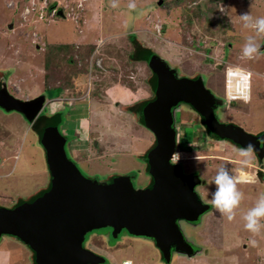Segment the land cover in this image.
I'll list each match as a JSON object with an SVG mask.
<instances>
[{
	"label": "rangeland",
	"instance_id": "1",
	"mask_svg": "<svg viewBox=\"0 0 264 264\" xmlns=\"http://www.w3.org/2000/svg\"><path fill=\"white\" fill-rule=\"evenodd\" d=\"M10 1L0 0V75L12 70L8 80L12 96L30 99L44 90L46 102L39 115L63 113L60 132L68 138L67 154L85 176L104 183L108 176L137 174L136 188L148 184L150 176L142 168L144 151L143 156L139 152L153 135L136 124L132 112L141 100L138 96L149 92L151 70L145 56L152 53L178 75L202 78L206 89L224 100L225 65L252 69L260 76L252 83L250 99L225 100L216 113L221 122L235 123L253 134L264 132V45L258 58L242 57L245 38L251 33L239 16L248 12L264 17V0H161L160 4V0H135V10L128 8L130 0H118L117 8L110 6V0H85L77 22L72 17H51L37 0H12V5ZM57 1L63 8L68 4ZM130 35L135 39L130 41ZM47 50L53 56L49 62ZM119 87L127 91L125 97ZM172 111L180 134L179 164L185 174L196 170L206 180L200 197L208 203L215 191L209 182L221 165L226 163L231 174L238 175L240 165L223 160H241L240 149L229 141L209 138L194 112L185 107ZM29 127L19 113L0 110V206L14 207L18 197L26 199L50 183L44 149ZM197 155L207 157L191 162ZM257 160L252 155V167L246 166L251 175L260 165L264 169V158L262 163ZM237 187L244 198L232 221L212 207L196 226L179 223L185 238L194 240L199 251L190 257L176 255L170 264H264V233L253 235L242 219L264 192V180H241ZM88 237L85 246L104 251L105 264H122V260L164 264L146 238L127 232L115 237L109 227ZM94 238L101 244L92 242ZM17 245L24 251L14 248ZM30 253L17 239L3 236L0 240V264H9L7 256L26 264Z\"/></svg>",
	"mask_w": 264,
	"mask_h": 264
},
{
	"label": "water",
	"instance_id": "2",
	"mask_svg": "<svg viewBox=\"0 0 264 264\" xmlns=\"http://www.w3.org/2000/svg\"><path fill=\"white\" fill-rule=\"evenodd\" d=\"M11 73L7 69L0 75V110L19 113L31 122L45 105L46 95L12 96L7 88ZM159 83L142 124L154 138L145 187H135L137 174L108 176L104 183L85 176L67 154L68 138L60 132L62 119L54 118L38 137L50 183L17 206H0V240L9 236L23 243L34 255L33 264H105L106 259L85 243L87 235L107 227L115 237L123 231L146 238L164 264L176 255L196 254L199 247L185 238L179 223L196 226L212 206L202 201L197 190L199 175L185 174L179 163L171 165L172 110L180 106L197 114L209 138L229 141L239 149L251 143L259 163L264 158V132L253 134L235 123L221 122L216 109L224 100L206 89L202 78L178 75L169 68Z\"/></svg>",
	"mask_w": 264,
	"mask_h": 264
},
{
	"label": "clouds",
	"instance_id": "3",
	"mask_svg": "<svg viewBox=\"0 0 264 264\" xmlns=\"http://www.w3.org/2000/svg\"><path fill=\"white\" fill-rule=\"evenodd\" d=\"M29 1H33V0H29ZM67 1L68 4L65 6V8L61 7L57 0H50L49 2H47V0H37V4L42 6L43 7L42 9L51 12L50 14L51 17H54L56 15L63 17L64 19L68 17H72L74 21L77 22V20L79 19V14L83 9V3L85 0H67ZM9 3L12 5L15 2L11 0ZM9 3L7 4V7L9 6ZM110 6L112 8H117L119 6L118 0H110ZM136 7L137 5L135 3V0H130L128 4V8L130 10H135ZM223 10H224L223 8L220 9L221 12H223ZM239 16L243 27L249 30V32L251 33L245 38V43L242 48V57L248 60L256 59L261 55V47L262 45H264L260 43V41L264 40V17H253L248 12L243 13ZM226 66L227 65H225L224 68L225 72H226ZM249 70L253 72V80L250 84L248 94L240 96L239 97L240 99L237 100H244L245 102H247L250 99V91H251L252 83L255 80V78H259L260 76L252 69ZM250 75L251 74L249 73L248 75L244 76L243 79L247 80L250 77ZM7 88H8V83H7ZM225 100H227V88H226ZM225 100H224V104H225ZM176 143L179 144L180 140H177ZM190 146L193 145L190 144ZM254 151H255L254 146L251 143H249L246 147L239 150L238 154L240 157H242L240 161L242 166H247L251 162V157ZM180 159H181V154L178 152H174L171 156V165L178 164ZM195 160L197 161V163L201 161L200 158L197 156H195ZM262 168L263 165L259 166V168L256 170L261 172V174L264 177V172H262ZM240 175L241 173L238 174L236 177L233 176L225 163L217 169L216 175L209 182L210 185L213 184L215 185V191L211 192L210 194L211 200L209 201V203L217 212L225 216L228 221H232L235 218L236 210L240 207L241 202L244 198V193L240 191L237 187V185L241 182L240 180H238V178L243 177ZM242 219L245 222L244 228L253 235H261L262 233H264V192H261L259 194L258 199L256 200L254 206L249 208L243 214ZM252 243L253 245H255L256 241L253 240ZM125 263L126 262H124V264Z\"/></svg>",
	"mask_w": 264,
	"mask_h": 264
},
{
	"label": "trees",
	"instance_id": "4",
	"mask_svg": "<svg viewBox=\"0 0 264 264\" xmlns=\"http://www.w3.org/2000/svg\"><path fill=\"white\" fill-rule=\"evenodd\" d=\"M211 1H215V0H211ZM198 8L201 7V4L197 6ZM130 41L134 40L135 37L132 35L129 36ZM59 49V48H58ZM58 49L55 50V52H58ZM49 50V49H48ZM46 51L45 54V59L47 57V60L49 62L50 58H53V56L48 55ZM52 54V52L50 53ZM48 56H50L48 58ZM145 58H149V68L151 70V77L149 79V82L147 83V87H148V91L150 92V96H146V100H140L137 104H136V108L137 110H135L136 112H132V115L135 116V120H136V124L137 125H142L143 124V119L146 115V111L148 109V105L151 104L152 99L156 93V90L159 88V82L161 79L162 74H164L166 69L172 68L168 65V63L166 62V60L162 59L160 56L156 55L155 53L146 55ZM151 58V59H150ZM87 62V61H86ZM62 88V87H61ZM133 107V106H132ZM130 107V109L132 108ZM54 118H63V113L62 112H57L55 114H53L52 116H44V115H38L35 117L34 120H31V125H30V129L33 130L39 137L40 132L42 131V129L48 124V122ZM153 146V145H152ZM152 146L147 150V152L144 154V159L145 162H147L148 160V156H149V152L152 148ZM42 190H44V187L39 188L35 193L31 194L30 196H28L26 199H22L21 197H18V201L15 205L12 206H17L20 203L32 199L33 197L37 196ZM101 238V237H98ZM87 239V238H86ZM92 242H96L97 244H101V242L99 240H97L96 238H94L92 240ZM33 253H30V257L29 260L31 261V257H33ZM33 259V258H32ZM31 263V262H30ZM32 264V263H31Z\"/></svg>",
	"mask_w": 264,
	"mask_h": 264
},
{
	"label": "built area",
	"instance_id": "5",
	"mask_svg": "<svg viewBox=\"0 0 264 264\" xmlns=\"http://www.w3.org/2000/svg\"><path fill=\"white\" fill-rule=\"evenodd\" d=\"M226 65L227 100L240 99V96L248 94L250 84L253 80V72L235 64ZM249 73L251 74L250 77L247 80L243 79V77ZM262 170L264 169L262 168Z\"/></svg>",
	"mask_w": 264,
	"mask_h": 264
},
{
	"label": "flooded vegetation",
	"instance_id": "6",
	"mask_svg": "<svg viewBox=\"0 0 264 264\" xmlns=\"http://www.w3.org/2000/svg\"><path fill=\"white\" fill-rule=\"evenodd\" d=\"M191 77H198V76H191ZM7 83H8V81H7ZM44 91V90H43ZM43 91H41L42 93H43ZM226 102V101H225ZM176 109H177V111H179V109H180V107L179 106H177L176 107ZM172 114H173V120H174V123H175V152H178V149H179V147H177L176 146V140L178 139V135H180L179 134V130H178V127H177V122H176V120H175V116H174V114H175V112L174 111H172ZM253 155V154H252ZM195 156H192L191 158H190V161L191 162H195L196 160H195V158H194ZM197 157H199L200 159H202V157H207V156H203V155H197ZM253 157H254V155H253ZM216 158L217 159H220V160H223V159H221L220 157H218V156H216ZM235 157H230V158H225L224 160H223V162L225 161V162H227V163H232L233 165H235V166H238V165H240V167L242 168V169H239V168H237V172H238V174H240V173H242L241 171H243V177H240V178H238V180H249V179H253V177L254 178H258L260 181H263L264 180V177H263V175L261 174V172H259V171H257V170H255V173L254 174H252L251 175V171L250 170H248V168H246V166H242L241 165V163H237L238 162V160L236 159ZM202 161V160H201ZM179 162H181V161H179ZM238 164V165H237ZM249 165V164H248ZM247 165V167H252V164H250V166H248ZM250 167V168H251ZM196 168V167H195ZM256 169H258V168H256ZM246 170V171H245ZM188 174H198L197 172H196V170H191V171H189V173ZM199 175V174H198ZM200 180H201V184L198 186V188L200 189V194H202L203 195V192H202V188H204V187H206V180H204V179H202V178H200ZM208 203H209V201H208ZM210 204V203H209ZM214 208H212V210H213ZM211 210V211H212ZM210 211V212H211ZM123 232V231H122ZM89 235H87L86 236V238L88 239L89 237H88ZM87 239H86V242H87ZM94 252H96L97 254H99V255H101V256H103L105 259H107L108 260V255H106L105 254V252L104 251H100V252H102L103 254H101L100 252H97V251H94ZM105 254V255H104ZM125 261H128V260H122L121 261V263L123 264ZM127 263V262H126Z\"/></svg>",
	"mask_w": 264,
	"mask_h": 264
},
{
	"label": "crops",
	"instance_id": "7",
	"mask_svg": "<svg viewBox=\"0 0 264 264\" xmlns=\"http://www.w3.org/2000/svg\"><path fill=\"white\" fill-rule=\"evenodd\" d=\"M11 25V24H10ZM10 25H9V27H10ZM68 42H71V38H69V41ZM81 45V43L79 42V40L78 41H76V45L78 46V45ZM79 45V46H80ZM94 52V51H93ZM92 52V53H93ZM9 79V78H8ZM120 88V87H119ZM119 90H121L122 91V94L124 95V97L126 96V94H127V91L125 90V89H123V87H121ZM149 92H146V94H144L143 96H138L140 99H141V101L142 100H146L147 98L145 97V96H147V94H148ZM146 98V99H145ZM140 101V100H139ZM260 131V130H259ZM262 132V131H261ZM258 133H260V132H258ZM153 143H154V138L153 137H151L150 139H149V142L147 143V144H145L142 148H141V151L139 152V155L140 156H143L142 155V153L141 152H143L144 151V154L147 152V150L153 145ZM133 147H135V145L133 146ZM135 156H138V155H136L135 154ZM236 160V159H235ZM238 160V162L237 163H240V161L241 160H239V159H237ZM145 161V160H144ZM145 166V167H144ZM248 166H250V165H248ZM144 167V169L146 170V163H144V165L142 166V168ZM242 169V168H241ZM242 172V174H243V171H241ZM2 239V238H1ZM21 249V250H23L22 249V247H20V246H16V247H14V248H16V249H18L19 250V248ZM24 251V250H23ZM1 252H3V251H1ZM29 257H30V254H29ZM33 257H31V261L29 260V262L27 261L26 262V264H29L30 262L32 263V261H33V259H32ZM7 260L9 261V264H17L18 262H17V260H11L10 259V257L9 256H7ZM30 263V264H31Z\"/></svg>",
	"mask_w": 264,
	"mask_h": 264
},
{
	"label": "bare ground",
	"instance_id": "8",
	"mask_svg": "<svg viewBox=\"0 0 264 264\" xmlns=\"http://www.w3.org/2000/svg\"><path fill=\"white\" fill-rule=\"evenodd\" d=\"M195 158V157H194ZM125 264H127V263H125Z\"/></svg>",
	"mask_w": 264,
	"mask_h": 264
}]
</instances>
